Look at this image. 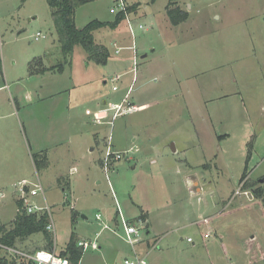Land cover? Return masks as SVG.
<instances>
[{"label":"rangeland","instance_id":"obj_1","mask_svg":"<svg viewBox=\"0 0 264 264\" xmlns=\"http://www.w3.org/2000/svg\"><path fill=\"white\" fill-rule=\"evenodd\" d=\"M112 1L77 6L76 25L114 19ZM169 1L128 0L140 6L131 21L133 36L126 22L118 30L94 31L95 41L110 51L108 62L89 61L77 44L71 63L60 70L64 57L47 0H0V85L10 83L8 91H0V114L12 110L16 99L22 120L36 112L46 120L42 125L53 128L52 136L42 134L46 126L34 133L26 121L25 129L16 123L10 134L0 130V141L7 137L0 143V225L14 220L20 195L15 185L26 180L41 183L43 192L32 201L50 207L57 253L72 238H94L108 213L116 214L117 202L125 217L149 212L156 219L153 233H161L149 252L142 245L147 227L134 219L143 240L133 254L121 233L122 261L127 256L147 264H264V192L232 196L244 179L245 189L264 188V0H181L188 21L194 20L189 31L161 27L168 22ZM37 32L45 37L36 40ZM119 35L125 38L118 40L123 48L116 53ZM36 53L54 68L31 72L41 62L33 59ZM117 73L122 77L113 81ZM59 92L61 97L48 100ZM126 93L125 109L130 102L148 105L114 119L109 112L100 124L86 115L98 101L119 102ZM111 134L117 149L132 152L110 167L108 179L101 159ZM36 153H47L51 165L37 170ZM187 174L203 189L192 193ZM166 218L173 222L166 225ZM26 244L46 242L40 232ZM103 249L84 251L81 264L114 263L117 249Z\"/></svg>","mask_w":264,"mask_h":264},{"label":"trees","instance_id":"obj_2","mask_svg":"<svg viewBox=\"0 0 264 264\" xmlns=\"http://www.w3.org/2000/svg\"><path fill=\"white\" fill-rule=\"evenodd\" d=\"M88 1L90 0H47L64 57V63L59 64L60 70L63 69L65 63H71L72 54L77 44L84 48L89 61L98 64H106L111 57L108 47L95 41L93 32L102 27L116 28L124 19V14H118L113 21L93 19L79 28L75 22V11L77 6L85 4ZM167 14L173 25H178L186 21L189 17L188 12L179 7L168 8ZM33 69L32 67L30 68V70H32L31 72H34ZM248 145L249 159L252 151V144L249 143ZM33 161L37 170L46 168L48 166L47 153H36L33 155ZM246 175L247 169L242 179H244ZM248 186L249 185H246V188H249ZM252 191L256 196L261 197L264 192L263 185L260 184L258 188H252ZM17 204L18 211L14 220L9 225H0V242L31 253L41 248L51 249L54 238L53 234L46 229L49 222L48 215L46 213H27L26 210L23 209V202L20 199L17 200ZM40 232L43 234L46 242L45 246L41 247L37 245L32 248L29 247L26 242L30 241L33 234ZM60 254L69 257L73 263H79L83 257L84 251L82 247L78 246V241L72 238L66 249ZM0 264H12V262L7 260L6 255L2 251H0Z\"/></svg>","mask_w":264,"mask_h":264},{"label":"crops","instance_id":"obj_3","mask_svg":"<svg viewBox=\"0 0 264 264\" xmlns=\"http://www.w3.org/2000/svg\"><path fill=\"white\" fill-rule=\"evenodd\" d=\"M127 1V4H128V6L131 8L130 9V15H129V19L131 20V21H133L134 20V15L136 16V15H138L139 14V10H140V6L137 4V3H132V4H129V2H128V0H126ZM173 7H179V8H181L182 10H185V11H187L188 12V14H189V17L188 18H190V12H189V10H187V9H185V7H184V4H182V2H181V0H170L169 2H168V4L167 5H165V13H166V16H167V20H168V22L170 23V24H168V22L166 23V24H164L165 22H164V20H163V26H161L162 28H165V29H169L170 31H172L173 30V28H178V29H180V30H184V31H189V30H191L195 25L193 24V26H192V23H193V21L194 20H189L188 21V18H187V20L186 21H184V22H182V23H180V24H178V25H173L172 23H171V21H170V19H169V16H168V14H167V10H168V8H173ZM109 12L114 16L113 18L115 19V17L118 15V13L115 11V9H114V2L112 1V3L109 5ZM219 17V16H218ZM95 19H98V18H95ZM114 19H112V20H102V19H98V20H101V21H113ZM191 19V18H190ZM188 21V22H187ZM90 22V21H89ZM126 22V24H127V29L130 31L131 29H129L130 27H129V23H128V19H123L120 23H119V25L116 27V28H114L115 30H118L119 29V27L120 26H122V24L123 23H125ZM88 23V22H87ZM86 23V24H87ZM85 24V25H86ZM160 24L162 25V23H161V21H160ZM141 25V24H140ZM173 27H172V26ZM191 25V26H190ZM84 26V25H83ZM102 28H105V27H102ZM110 28V27H109ZM99 29H101V28H99ZM99 29H97V30H99ZM96 31V30H95ZM38 33V32H37ZM94 33V32H93ZM130 33H131V35L133 36V33H132V31H130ZM120 35H121V33H120ZM118 36V38H116V40L114 41V44L116 43V45H118V40L119 41H121V40H124V38H125V36ZM37 40V39H36ZM105 45V44H104ZM115 46V45H114ZM118 46H120V45H118ZM128 47V46H127ZM131 47V45H129V47L128 48H130ZM130 50H131V48H130ZM2 52V51H1ZM132 52H133V50H132ZM38 53V52H37ZM35 54L34 55V57H33V59H41L42 58V54ZM146 56V54H144L142 57H145ZM134 58V57H133ZM30 62V61H29ZM88 65H89V63H88ZM55 65H52V66H50V67H46L45 66V64H44V62L42 61V59H41V62H38L36 65H35V67H34V72L33 73H38V72H42V71H44V70H49V69H53V67H54ZM36 71V72H35ZM121 77H122V74H119V73H117L116 75H114L113 76V81H116V80H118V79H121ZM9 87H10V83L9 84H7L6 82H5V84H2V85H0V91L1 90H7L8 91V89H9ZM114 88V87H113ZM131 88V87H130ZM60 94H57L56 96H53V95H51L50 96V98H48V100L50 99V100H55L56 98H59V97H61V95L63 94L62 92H59ZM62 93V94H61ZM68 94L70 95V96H68V104H67V106H69V104H70V106H71V101H72V94L70 93V92H68ZM127 95H128V93H126V95H125V97L124 98H122V100L121 101H119V102H111V101H103V102H101V101H98L97 103H96V105L95 106H92L91 108H87L86 110H85V112H86V115L88 116V117H90L91 119L90 120H92V121H94V124H97L98 122H96V120H95V118H96V116L97 115H99V116H103L104 118H103V120H102V122H104V119H106V118H108L109 117V112H113V114L115 113V111H116V109H117V107H118V105L120 104V103H123L124 102V105H125V99H127L126 97H127ZM40 97V96H39ZM25 99L27 100V101H29V102H31L30 104H32V102L33 101H35V100H33L34 99V97H33V95L32 94H30V93H28L27 94V96L25 97ZM43 98H40L39 99V102L38 103H43L44 101H41ZM47 100V99H46ZM95 100H96V98H95ZM94 100V101H95ZM131 103V105H133V106H135V107H137V109H140V108H143V107H146L147 105H148V103H146V102H144V103H141V104H139V105H136L134 102H130ZM12 110H9V112H5V114H0V118H2L3 119V121H1V123H0V130L2 131V132H5L6 131V135L7 134H10L11 133V126H14V130L16 129V123H18V125H20V127H22V128H24L25 129V125H26V121H28L29 123H30V126H31V129H33V131H34V133H37V130H42L41 129V126L42 127H45L42 131V134H46V135H49V136H52L53 135V128H52V125L50 126V128L48 127V123L47 122H45V126L44 125H42L43 124V122L42 121H44L43 119H42V115L40 116V115H37L36 114V112H35V110H34V112H35V114H33V113H26V114H24V119H26V121L25 120H22L23 118V116L21 117V110H20V108H19V106H18V103H17V100L15 99L14 101H12ZM33 107V106H32ZM136 109V110H137ZM25 111H28V110H31V109H27V108H25L24 109ZM112 114V115H113ZM47 115V114H46ZM10 118V120L8 121V119ZM11 118H13V120L11 119ZM45 118H46V116H45ZM48 119H50L51 121H52V118H51V116L50 117H47V121H48ZM65 119V121H67L68 120V117H65L64 118ZM113 120V119H112ZM46 121V120H45ZM101 122V123H102ZM110 123V120H108L107 121V123ZM98 124H100V123H98ZM63 126L66 128V130L68 129V127H69V125L68 124H66V123H64L63 122ZM63 127V128H64ZM5 137V136H4ZM5 140H7V137H5V139L3 140H1L0 141V143H1V145H3V143H4V141ZM9 142H10V140H9ZM113 144H114V142H113ZM114 147H115V144H114ZM174 147V146H173ZM115 149L116 150H118V151H125V152H128V153H131L132 152V148H130V149H128V150H121V149H117L116 147H115ZM40 152H43V151H45L44 149H41V150H39ZM48 161H49V165H51V161H50V158H49V156H48ZM34 162V161H33ZM101 162H102V159H101ZM115 164V163H114ZM114 164H112V165H114ZM35 165V164H34ZM48 165V166H49ZM47 166V167H48ZM36 167V166H35ZM37 169V168H36ZM23 181V180H22ZM20 182V181H19ZM186 182L188 183V186L190 187V190H191V192L192 193H197L199 190H201V189H203L202 188V186H200V185H198V178L197 177H195L194 175H191V174H187V177H186ZM241 182V181H240ZM237 189V188H236ZM236 189H234V191H233V194H232V196L234 195V193H235V190ZM0 195H3V192H0ZM116 205H117V202H116ZM117 209H118V206H117ZM121 209V208H120ZM121 212H122V210H121ZM99 214H100V217H98L99 216ZM99 214H97V219H101V217H102V215H101V213H99ZM123 214V213H122ZM118 216V217H117ZM123 216H124V214H123ZM120 217V215H119V212H118V210H117V212H116V214L114 215V213H108V216H107V218H106V222H105V224H103L101 227H100V229L96 232V234H95V236H94V238H91L92 236H89L88 238H82L83 240H90V241H95V242H97V244H98V246H99V248L98 249H92V250H97V251H100L101 249H103L104 247H107L108 248V250H110V248H113L112 250H116L117 249V251L115 252L116 253V255H114L112 258V260L114 261V263H119V262H121L122 260L120 259V256H118L119 255V253H120V251H122V245H121V242L119 241V239L118 238H121L122 240H123V238H124V235H125V230H124V227H123V224H122V222H121V217ZM127 217V218H126ZM126 217L124 216V218L129 222V223H134L133 221H134V219H138V220H141L142 221V223L145 225V227H147V235H148V237H145V239L143 240V242L144 243H142V245L143 246H145V247H147V250L150 252V251H152V248L153 247H155L156 246V244L155 243H158L159 242V240L158 239H155L156 237H157V234H160L161 235V233H159V232H154L153 233V231H157L155 228H157L156 227V219H154V217L149 213V212H142L141 214H140V216H138V217H135L134 216V214H130L129 213V216H127L126 215ZM160 220H162V219H160ZM169 220L170 219H164L163 220V222L164 223H166V225L167 224H170V222L172 223L173 221L172 220H170V222H169ZM120 222V223H119ZM196 222V221H195ZM198 223H200V222H198ZM120 224H122V227H123V230H121L120 228H119V226H120ZM121 233H123V238H122V234ZM153 238V239H152ZM189 238V237H188ZM204 238H205V234H204ZM81 240V239H80ZM125 240V239H124ZM154 240V241H153ZM126 241V240H125ZM191 242H194V241H191ZM136 245V244H135ZM135 245L134 246H132L131 245V251H133L132 253L133 254H137V247H135ZM120 246H121V248H120ZM149 248V249H148ZM103 252H104V249H103ZM126 258H128L127 256L125 257V259ZM82 259L83 258H81V260H80V263L79 264H81L82 263Z\"/></svg>","mask_w":264,"mask_h":264},{"label":"built area","instance_id":"obj_4","mask_svg":"<svg viewBox=\"0 0 264 264\" xmlns=\"http://www.w3.org/2000/svg\"><path fill=\"white\" fill-rule=\"evenodd\" d=\"M114 2V9L118 14H124V18L128 19L129 27L132 31L134 32V28L131 25V20L129 19L130 15V7L127 4L126 0H113ZM139 28H143V25H139ZM45 37L41 32H38L35 35V39L39 40L40 38ZM115 45V52L119 53L123 47ZM2 46L3 42L0 39V52L2 51ZM133 48L134 53L135 49L134 46H131ZM134 71L137 70V55H134ZM113 89H117V86H114ZM125 101V100H124ZM137 107L130 105L128 106L127 109L124 108V102L120 103L113 114V119L120 115L121 113L125 112H131L132 110H136ZM103 116L97 115L95 120L98 123H101L103 120ZM111 120L110 122H112ZM128 152L125 151H118L115 149L114 144H113V136L112 134L108 137L107 142H106V149L104 151V155L102 158V164L105 168V173L107 175V178L109 179L108 176V171L112 164L115 162L121 160ZM245 179L240 182L239 187L235 190V195H244L249 198L250 195L252 196V190L250 189H245L244 188V183ZM16 189L19 191V199L22 200L23 202V209L26 210L27 213H46L49 217V222L46 226V229L48 232L54 234L55 232V224L51 216V211L50 207L48 204L44 206H39L37 204H34L32 199L36 196H38L40 193L43 192V188L41 186V183L39 184H33V186L30 185V183L26 180L20 181L15 185ZM118 206V212L121 217V222L123 224L124 230H125V240L128 242L130 245L134 246L135 244L141 242L143 240V236L141 234L140 228H138L136 225L129 223L123 216L120 206L117 203ZM100 217V214L99 216ZM208 234H205V237L208 238ZM188 241L191 242L193 239L191 237L188 238ZM78 246L82 247L83 251L89 250V249H98L99 246L97 242L95 241H90V240H79L78 241ZM0 251H2L5 255L7 260L12 262V264H79V263H73L69 257L63 256L60 253H57L55 250V247L53 246L51 249H37L34 252H27L22 249H19L17 247L9 246L7 244H4L0 242ZM112 264H147L146 260L144 258H136V259H129L126 258L123 261L119 263H112Z\"/></svg>","mask_w":264,"mask_h":264},{"label":"water","instance_id":"obj_5","mask_svg":"<svg viewBox=\"0 0 264 264\" xmlns=\"http://www.w3.org/2000/svg\"><path fill=\"white\" fill-rule=\"evenodd\" d=\"M260 181H261V182H263V181H264V179H260Z\"/></svg>","mask_w":264,"mask_h":264}]
</instances>
